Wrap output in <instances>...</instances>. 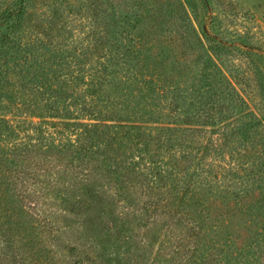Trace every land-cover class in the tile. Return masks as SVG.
Listing matches in <instances>:
<instances>
[{
    "label": "trees",
    "instance_id": "obj_1",
    "mask_svg": "<svg viewBox=\"0 0 264 264\" xmlns=\"http://www.w3.org/2000/svg\"><path fill=\"white\" fill-rule=\"evenodd\" d=\"M32 1L0 0V163H14L16 157L22 163L28 152L39 194L31 206L47 210L35 217L16 182L2 179L7 236L45 247L49 264H57L58 256L48 242L58 245L64 223L69 228L74 222L78 234L62 249L70 255L62 264H109L101 257L111 255L125 264H156L165 255H182L185 264H264V160L237 162L238 149H232L228 135L237 132L227 133L223 126L229 118L222 87L206 82L210 88L191 102L194 112L183 120L191 127H181L177 114L150 106L162 92L155 75L130 68L123 76L105 49L107 33L119 43L125 36L136 41L130 34L138 18L118 16L113 9L103 25L105 35L98 30L94 46L80 51L47 33L51 23L34 19ZM131 49L126 46L125 52ZM143 90L148 95H141ZM46 124L61 135L55 137ZM257 124L251 118L237 126L238 133L250 139ZM193 125L204 136L213 128L216 136L205 139ZM21 132L27 139L11 144ZM224 172L238 176L237 189L220 183ZM217 203L227 204V214L213 215ZM161 215L167 216L160 224L164 235L151 240ZM234 215L245 216L249 224L239 246L234 231L220 235ZM96 218L104 222L103 234L88 225Z\"/></svg>",
    "mask_w": 264,
    "mask_h": 264
},
{
    "label": "rangeland",
    "instance_id": "obj_2",
    "mask_svg": "<svg viewBox=\"0 0 264 264\" xmlns=\"http://www.w3.org/2000/svg\"><path fill=\"white\" fill-rule=\"evenodd\" d=\"M113 9L118 16L139 19L137 28L131 29L130 34L136 41L130 43V38L125 36L119 43L113 40L112 34L107 33L110 39L105 49L112 54L123 76L128 74L130 68L155 75V83L162 92L156 99L149 100L150 106L158 107L165 114H177V125L191 127L183 122L187 115L194 112L191 102L210 88L211 85L206 82H213L224 90L221 103L229 119L223 126L227 128V133L231 130L237 132L228 134L232 149H238V152H234L238 157L237 162L246 164L259 157L264 160V0H33L29 7L34 19L39 20L41 16L51 23L52 30L47 33L54 35L64 45L80 51L94 46L95 33L98 30L103 33V25L111 20ZM126 46L132 47L131 52H125ZM122 52L126 55L123 56ZM140 94L146 96L147 91L143 90ZM230 98L235 100L236 108L233 110H230ZM251 118L258 124L253 128L251 138L244 140L237 126ZM25 128H29L31 133L35 131L32 124H26ZM48 128L55 137L61 135L59 128L51 125ZM192 129H196V133L201 131V136H204V130L198 126L193 125ZM212 130L210 128L205 139L216 136L210 132ZM26 139L25 132H21L11 144ZM247 151L251 154L248 155ZM23 154L25 161L22 163L18 157L14 158V163L5 160L0 163V183L6 177L15 181L18 190L25 193L26 207L36 217L43 215L47 207L31 206L39 195L35 194L32 186L36 170L28 152ZM225 155L224 163L228 164L230 157L227 153ZM43 163V158L39 157L38 164ZM37 174L41 177L45 175L43 172ZM219 181L226 190L228 185H233L228 187L231 191L237 189L238 176L232 177L224 172ZM212 210L213 215L227 214V204L217 203ZM8 215L6 201L0 197V264H49L50 257L46 256L45 247L28 245L16 235L7 236L10 231ZM27 218L29 216H25ZM166 218L161 215L159 223L152 226L151 240H155L160 232L164 235L160 224ZM230 219L231 227L223 226L220 235L234 231L235 243L239 246L249 234L246 228L249 224L245 216L234 215ZM102 222L96 218L88 225L94 232L103 234L105 229ZM133 222L136 221L133 219ZM66 225L64 223L58 245L48 242L49 246L55 248L57 264L63 263L64 255L70 256L67 250L65 253L62 249L69 239H73V234H78L75 222L69 228ZM104 240H107L106 237ZM95 247L101 250L100 244ZM141 255L140 259L143 260L142 252ZM101 258L109 264H125L120 262V258L114 259V255ZM156 264H185V258L182 255L174 258L165 255Z\"/></svg>",
    "mask_w": 264,
    "mask_h": 264
}]
</instances>
